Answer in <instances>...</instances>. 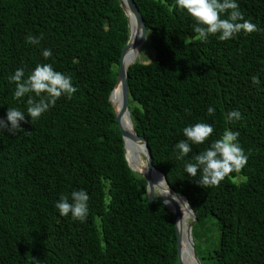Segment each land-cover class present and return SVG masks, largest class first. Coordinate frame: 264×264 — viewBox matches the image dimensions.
<instances>
[{
  "label": "trees",
  "instance_id": "obj_1",
  "mask_svg": "<svg viewBox=\"0 0 264 264\" xmlns=\"http://www.w3.org/2000/svg\"><path fill=\"white\" fill-rule=\"evenodd\" d=\"M134 2L148 30L142 47L153 53L151 62L137 59L129 69L135 131L191 206L193 238L200 224L215 220L219 244L201 263L264 264V0H237L256 32L188 44L194 21L174 0ZM29 34L42 37L39 46L25 42ZM128 35L120 0H0V119L7 107L24 110L28 96L14 99L7 79L18 67L27 76L50 63L77 89L33 123L26 117L23 132L0 134V264H179L172 214L149 200L146 180L129 168L109 101ZM45 48L52 50L47 59ZM231 110L243 118L227 122ZM198 122L214 132L186 159L225 129L240 133L249 157L218 186L199 187L173 152L181 129ZM74 189L89 195L84 223L54 208Z\"/></svg>",
  "mask_w": 264,
  "mask_h": 264
},
{
  "label": "clouds",
  "instance_id": "obj_2",
  "mask_svg": "<svg viewBox=\"0 0 264 264\" xmlns=\"http://www.w3.org/2000/svg\"><path fill=\"white\" fill-rule=\"evenodd\" d=\"M173 6L194 21L191 26L193 35L185 38V44L194 39L207 42L213 35L219 41H228L237 34L257 31V25L251 19L245 18L237 0H174ZM41 38L29 34L25 42L39 46ZM41 55L47 59L52 56V50L45 48ZM7 79L15 85L12 92L14 99L19 101L26 95L28 98L24 110L19 107H7L5 118L0 119V134L8 132L14 135L23 132L21 124L25 122L26 117L33 123L55 106L61 96L71 98L77 91L72 78L54 70L50 63L36 64L27 76L25 70L18 67ZM251 82L255 85L259 84L260 80L257 76H252ZM207 114L214 116L215 108L209 106ZM225 118L227 122H234L243 117L238 110H231L225 114ZM181 132L184 139L175 143L173 152L177 160L183 161L184 173L199 187L218 186L229 174L240 173L246 166L249 157L239 143L238 131L225 129L219 138L211 140L198 155L187 159L193 152V145L205 144L213 134L214 128L210 123L198 122L183 127ZM239 179L244 181L247 177L241 175ZM88 201L86 190L74 189L67 195L61 194L54 208L60 217L70 216L73 221L84 223L89 215Z\"/></svg>",
  "mask_w": 264,
  "mask_h": 264
},
{
  "label": "water",
  "instance_id": "obj_3",
  "mask_svg": "<svg viewBox=\"0 0 264 264\" xmlns=\"http://www.w3.org/2000/svg\"><path fill=\"white\" fill-rule=\"evenodd\" d=\"M120 3H121V7H122L126 17L128 18L129 35H128L127 43H126V45H125V47H124V49L122 51V55L120 57L116 85H115L114 89L112 90V92L110 94L109 101L112 104V108H113V111H114V114H115V119L117 121L118 128H119V130L121 132V135H122V138H123V141H124L125 157H126V161L128 163L129 168L132 171H134L135 173L141 175L146 180V184H147L146 190H147V193H148L149 200L151 202L154 201V200H158V201L163 202L165 204V206L168 208V210L172 214L173 222H174V225H175V228H176V235H177L178 262H179V264H183V262H182V239H181V234L179 233V231L177 229V225H176L178 214H177L176 211H172L170 209V207L167 204V198H164L161 195L158 196V195L155 194L154 185L152 183V179H151V176H150L151 173L155 171V172L160 173L163 176V178L165 179V181H166V183L168 185V188H169L170 192L172 193V195L177 200L184 199L186 202H187V200L184 197L178 195L175 191H173L171 189V187L169 186V184H168V182L166 180L165 175L162 172H160L154 166L153 157H152V154H151V150H150V148L148 146V143L143 137L139 136L137 134V132L135 131L134 123H133V120L131 118L130 111H129V108H128L129 92H128L127 82H128V78H129V69H130V67L132 65L135 64V61L132 62L128 67H125L124 64H123V59H124L126 53H128L130 51H134L135 52L139 48H141L142 45L144 44V42L146 40V37H145L146 36L145 25H144L143 18L141 16V14L139 12V9H138L137 5L135 4L134 0H120ZM132 20L134 21V26H135L136 30L139 32V38L138 39L137 38L135 39L132 36V34H133V28H132V24H131ZM115 93H118L119 96L121 97L120 106H119L118 110L116 109V107L114 106V104L112 102V96ZM125 114L129 116V119H130V122H131L130 125H131V127L133 129L132 132H130V131L128 132L126 129H124V127L122 125V117ZM130 142L143 143V145L145 147L146 160H147V163H148L147 173L146 174H140V173L136 172L132 168V166L130 165L128 157H127V144L130 143ZM188 207H189V209L191 211V215H192L191 222H190V227H189V231H188V238H189V241H190L189 250L192 252V254H194V257H195V260H196V264H202L200 259H199L198 254H197L195 243H194V238H193V235H192L193 225H194V223L197 222V218H196L191 206L189 205V203H188ZM176 209L178 210L179 208L176 207Z\"/></svg>",
  "mask_w": 264,
  "mask_h": 264
},
{
  "label": "bare ground",
  "instance_id": "obj_4",
  "mask_svg": "<svg viewBox=\"0 0 264 264\" xmlns=\"http://www.w3.org/2000/svg\"><path fill=\"white\" fill-rule=\"evenodd\" d=\"M131 24H132V28H133L132 36L135 39L136 38L138 39L139 38V32L136 30L133 20L131 21ZM141 49H142V47L139 48L135 52L130 51V52L126 53L125 59L123 61V64L125 67H128L132 62L136 61L140 57ZM120 100H121V97L119 96L118 93H115L112 96V102H113V104L117 110L120 106ZM128 122H129V127L131 130L127 127V115L126 114L123 115L122 125H123L124 129H126L128 132L129 131L132 132L133 129L130 125L131 122H130L129 116H128ZM133 154L137 155L139 160H142V162L146 168L139 166L138 162H136V160L134 159ZM127 157H128L130 165L132 166V168L136 172H138L140 174H146L147 173L148 163L146 160L145 147H144L143 143H137V142L128 143L127 144ZM150 176L152 179V183L154 185L155 194H158V195L163 196L164 198H167V204L170 207V209L172 211H176L178 214L176 225H177V229H178L179 233L181 234V239H182V262H183V264H196L194 254H192V252L189 250L190 241L188 238V231H189L190 221H191L192 215H191V211L188 207V203L184 199L177 200L172 195V193L170 192V190L168 188V185H167L165 179L163 178V176L160 173L154 171L151 173ZM176 207H178L179 209L177 210Z\"/></svg>",
  "mask_w": 264,
  "mask_h": 264
},
{
  "label": "rangeland",
  "instance_id": "obj_5",
  "mask_svg": "<svg viewBox=\"0 0 264 264\" xmlns=\"http://www.w3.org/2000/svg\"><path fill=\"white\" fill-rule=\"evenodd\" d=\"M138 59L140 63H148L153 59L152 49L148 44H145V46L142 47L140 57ZM133 156L140 167L146 168L142 160H139L137 155L133 154ZM214 221L215 220H209L207 224H200V227L196 228L194 231V243L197 254L203 259L207 258L208 254L216 249L219 244L220 232Z\"/></svg>",
  "mask_w": 264,
  "mask_h": 264
}]
</instances>
